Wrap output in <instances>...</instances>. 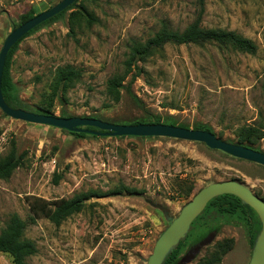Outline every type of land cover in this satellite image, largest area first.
<instances>
[{
  "label": "rangeland",
  "instance_id": "obj_1",
  "mask_svg": "<svg viewBox=\"0 0 264 264\" xmlns=\"http://www.w3.org/2000/svg\"><path fill=\"white\" fill-rule=\"evenodd\" d=\"M59 1L0 0V51L23 13ZM197 20L204 30L235 31L251 39L256 51L218 42L169 43L139 62L131 86L137 99L126 87L118 101L113 98L109 81L125 72L133 44L145 43L164 23L184 31ZM66 65L80 70L81 78L55 96V72ZM10 70L14 94L28 109L51 108L56 115H91L117 124L156 117L190 127L207 124L222 139L235 140L242 127L264 131V0H205L203 5L198 0H78L19 43ZM51 128L13 119L0 109V159L14 152L22 156L11 177L0 179V233L12 214H19L26 222L25 238L37 247L29 264H147L162 232L201 188L237 179L264 199L263 165L233 159L204 143L81 138ZM255 147L264 151V138ZM120 185L137 191L92 198L59 225L31 208L34 198L51 203ZM205 219L196 223L175 264L211 234L213 240L186 264H198L228 238L234 243L220 264H249L254 244L245 223L228 216L199 231ZM260 230L261 224L256 237ZM0 264L13 262L0 252Z\"/></svg>",
  "mask_w": 264,
  "mask_h": 264
},
{
  "label": "trees",
  "instance_id": "obj_2",
  "mask_svg": "<svg viewBox=\"0 0 264 264\" xmlns=\"http://www.w3.org/2000/svg\"><path fill=\"white\" fill-rule=\"evenodd\" d=\"M78 1V0H77ZM76 1V2H77ZM200 4H204L205 0H198ZM74 2L67 9L63 10L59 14L53 16L52 18L41 23L31 31H29L25 36H23L15 45L10 49L2 77V93L6 102L14 108H22L28 111H33L36 113L44 114H55L51 108H38V109H28L24 106L14 94V83L11 78V58L18 47L19 43L28 35L33 33L35 30L39 29L46 23L52 22L63 15L67 10L76 5ZM42 12V11H41ZM40 12H35L33 9L28 10L20 16V24L31 19ZM88 16V14L86 13ZM90 15V14H89ZM92 17V16H91ZM18 25V26H19ZM206 42H218L221 44H230L232 47L249 53H254L256 51V44L249 38L243 37L236 33L235 31H225V30H204L200 27L199 20L193 22L184 31L172 30L168 27L166 23L162 25V28L145 43H135L132 45L130 53L124 62L126 67L125 72L122 74L115 75L109 81V93L113 98L118 101L120 98V90L124 87L127 88L129 93L137 99L131 90V86L134 81L139 76V62L145 61L147 58L152 56L154 52L158 49H162L166 44H204ZM137 70V72H134ZM130 77L128 85L125 86V82ZM81 72L72 65H66L58 67L55 72V81L53 86V91L55 96L60 92L66 93L72 85L80 80ZM262 89L264 92V81L262 84ZM62 117H70L65 112L62 111L60 114ZM88 117H93L89 115ZM97 118V117H95ZM157 124L165 123L178 125L185 128L202 129L214 132L212 127L207 124H196L192 127L178 123L175 120H163L160 117L146 119V120H136L130 122V124ZM63 131L68 132L71 135L85 138L87 133H76L70 132L64 129ZM215 133V132H214ZM216 134V133H215ZM96 136V135H93ZM121 137H134V136H121ZM135 138H145V137H135ZM221 138V137H220ZM264 138V131L257 126L242 127L238 130L235 140H227L232 143H237L245 146L252 147L256 150L262 151L255 144ZM264 152V151H263ZM22 164V156L16 155L15 152L6 158L0 159V179H8L11 177L16 168ZM60 176L56 177L55 182H59ZM237 180V179H236ZM193 188H189L188 195L191 194ZM137 189L130 188L125 185H120L108 191H96L90 190L88 192H80L76 194L71 199H59L55 202H48L40 198H34L31 202L32 211L36 215H44L49 218L52 222L59 225L63 220L68 218L74 213L80 212L85 206L86 202L92 198H102L110 197L122 194H135ZM246 204L243 201L232 194L220 195L212 199L204 209V211L193 221L192 228L187 234L186 238L182 240L179 245L169 254L164 264H175L179 259L182 250L186 247L188 239L194 234L193 228L200 220L205 219L201 224L199 231H205L210 226L214 220H222L228 216L231 218H238L245 223L247 228V233L251 245L254 244L256 239V227L260 228V220L258 214L250 208L253 212H249ZM254 215V216H253ZM26 228V222L17 213H13L7 223L6 227L0 233V252L8 254L13 264H29L28 258L37 252V247L32 240L25 238L24 231ZM234 240L232 238L224 239L215 244L214 251L207 257L201 259L198 264H220L223 256L228 253L233 246Z\"/></svg>",
  "mask_w": 264,
  "mask_h": 264
},
{
  "label": "water",
  "instance_id": "obj_3",
  "mask_svg": "<svg viewBox=\"0 0 264 264\" xmlns=\"http://www.w3.org/2000/svg\"><path fill=\"white\" fill-rule=\"evenodd\" d=\"M77 0H61L50 8L38 13L31 19L14 27L6 37L0 51V109L13 119L29 123L47 125L70 132L87 133L96 136H134V137H169L201 142L211 149L220 150L228 155L255 162L264 166V152L252 147L232 143L217 136L214 132L202 129L185 128L178 125L157 124H117L95 117L44 114L10 106L2 93V77L6 59L10 49L29 31L67 9ZM232 194L239 197L244 204L255 210L261 222V230L255 239L252 257L249 264H264V199L239 180H226L211 183L201 188L183 207L180 214L158 238L147 264H164L169 254L184 240L189 233L193 221L204 211L214 198ZM214 234L196 245L181 259L186 264L194 259L201 248L210 243Z\"/></svg>",
  "mask_w": 264,
  "mask_h": 264
},
{
  "label": "crops",
  "instance_id": "obj_4",
  "mask_svg": "<svg viewBox=\"0 0 264 264\" xmlns=\"http://www.w3.org/2000/svg\"><path fill=\"white\" fill-rule=\"evenodd\" d=\"M51 127V126H50ZM51 129H55V127L51 128ZM58 129V128H57ZM231 156V155H230ZM233 159H236L234 156H232ZM258 166V165H257Z\"/></svg>",
  "mask_w": 264,
  "mask_h": 264
}]
</instances>
